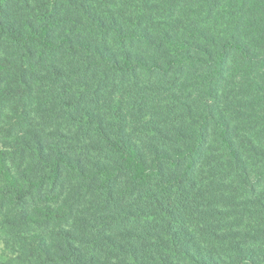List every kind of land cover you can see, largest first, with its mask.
<instances>
[{
  "label": "trees",
  "instance_id": "16d2710c",
  "mask_svg": "<svg viewBox=\"0 0 264 264\" xmlns=\"http://www.w3.org/2000/svg\"><path fill=\"white\" fill-rule=\"evenodd\" d=\"M0 264H264V0H0Z\"/></svg>",
  "mask_w": 264,
  "mask_h": 264
}]
</instances>
